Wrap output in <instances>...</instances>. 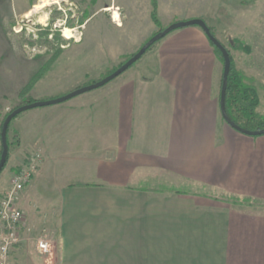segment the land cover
Listing matches in <instances>:
<instances>
[{
	"label": "crops",
	"instance_id": "obj_1",
	"mask_svg": "<svg viewBox=\"0 0 264 264\" xmlns=\"http://www.w3.org/2000/svg\"><path fill=\"white\" fill-rule=\"evenodd\" d=\"M192 17L202 15L183 19ZM4 28L0 15V50L8 47ZM152 60V69L120 74L96 102L45 106L21 130L20 144L45 156L21 196L22 230L34 215L33 178L53 161L60 138L66 161L88 171L60 185L67 204L79 200L72 216L113 224L88 226L97 230L95 247L80 259L50 247L52 264H264V204L253 205L264 203V134L222 118L223 64L199 26L159 39ZM62 225L63 218L49 224L56 235Z\"/></svg>",
	"mask_w": 264,
	"mask_h": 264
},
{
	"label": "rangeland",
	"instance_id": "obj_2",
	"mask_svg": "<svg viewBox=\"0 0 264 264\" xmlns=\"http://www.w3.org/2000/svg\"><path fill=\"white\" fill-rule=\"evenodd\" d=\"M38 1L0 0V15L5 22L8 44V47L0 50V123L6 113L26 103L27 99L53 98L101 79L134 53L151 34L193 13L202 15L218 40L228 48L235 66L251 78L259 98L256 112L264 114V0H57L32 10L26 16V11ZM109 6L118 7L119 20H113L112 10L107 8ZM153 8L158 23L151 17ZM65 27L70 29L72 38L64 35ZM235 39L249 45L250 52L241 49ZM156 42L120 74L152 69ZM40 67H44L45 71L21 96L20 89ZM120 74L100 87L57 104L64 105L76 100L96 102V98L103 97L110 90ZM23 78L24 82L21 83ZM44 107L22 111L10 122L7 131L10 143L8 159L0 172V198L11 187V174L22 164L29 151L40 150L41 163L45 158L39 147L24 148V144H20L21 130L31 129L35 121L33 118L36 116L39 121L38 117L42 116L35 115L36 112ZM77 129L76 133L81 137L80 126ZM65 143L66 140L60 138L54 143L60 148L54 150L53 161L43 168L41 175L33 178L29 199L34 215L27 220L29 228L21 230L20 240L11 252L13 264H52V251L51 254L42 253L37 249L39 237L50 240L51 250L59 245L71 261L80 259L95 247L90 242L96 241L97 230L88 226L101 223L111 227L113 224L107 217L99 222L89 218V221L82 223L79 212L72 216L77 211L74 209L79 207V200L67 204V196L60 185L68 179L79 180L88 171L86 166L75 167V163L66 161L68 152ZM179 187L186 188L187 184H180ZM25 188L18 199L24 218L26 214L20 200ZM255 203L253 205L258 207L264 204ZM83 215L90 216L86 212ZM36 216L42 217V225L38 224ZM56 218H63L57 235L49 226L51 220Z\"/></svg>",
	"mask_w": 264,
	"mask_h": 264
},
{
	"label": "water",
	"instance_id": "obj_3",
	"mask_svg": "<svg viewBox=\"0 0 264 264\" xmlns=\"http://www.w3.org/2000/svg\"><path fill=\"white\" fill-rule=\"evenodd\" d=\"M189 25H197L199 26L208 39L220 50L222 58H223V67H222V78H221V86H220V94H219V108L221 115L225 122L229 124L234 129L245 133L249 135H259L264 134V127L257 128V129H248L244 128L237 123H235L226 113L225 111V95H226V86H227V78L230 70V56L229 52L226 49V47L218 40V38L212 34L208 24L205 22V20L201 17H192L188 19H178L176 21H173L169 23L167 26L163 27L162 29L156 31L154 34H152L134 53H132L128 58H126L121 64H119L115 69H113L111 72H109L107 75L102 77L101 79L92 82L87 85L79 86L74 88L73 90L53 98L49 99H39V100H33L30 102H26L23 104H20L16 107H14L12 110H10L6 116L3 119V122L1 124L0 129V142H1V151H0V170L2 169L4 163L6 162L7 154H8V143L6 139V133H7V126L8 123L11 121L12 118H14L16 115L21 113L22 111H25L30 108L34 107H41V106H47L52 104H57L60 102H63L65 100H68L78 94H81L83 92L92 90L94 88L100 87L113 78H115L117 75L122 73L124 70H126L129 66H131L137 59H139L142 54L147 50V48L153 44L155 41L161 39L169 32L180 28L184 26Z\"/></svg>",
	"mask_w": 264,
	"mask_h": 264
},
{
	"label": "trees",
	"instance_id": "obj_4",
	"mask_svg": "<svg viewBox=\"0 0 264 264\" xmlns=\"http://www.w3.org/2000/svg\"><path fill=\"white\" fill-rule=\"evenodd\" d=\"M153 5L155 7V1H153ZM151 17L153 18V20L156 23H158L155 8H153L151 11ZM209 28H210L212 34H214L213 29L210 26H209ZM160 29H162V28H160ZM210 43L213 46V49L216 52L219 59L223 62V58H222L220 50L211 41H210ZM235 43H238V46L241 49H244L246 51V53L250 52L249 45L242 43L241 41H239L237 39H235ZM153 44H151L147 49H149ZM226 49L228 50V48H226ZM228 52H229V50H228ZM229 56H230V70H229V74H228V78H227V86H226L225 111H226L227 115L235 123H237L238 125H240L244 128H248V129L262 128V127H264V114H259L256 112V106L259 103L257 90H256L255 86L252 84L251 78L249 76H247L241 69H239L235 66L230 52H229ZM44 71H45V68L40 67L39 70L36 71L32 75L30 80L20 89L19 94L21 96H24L32 87L34 81L38 77H40L41 73H43ZM30 101H33V99H27L26 100V102H30ZM6 114L4 115V117L6 116ZM4 117H3V119H4ZM3 119L1 120V123H0V129H1V124L3 122ZM10 122L8 123L7 131L9 129ZM247 124H251V126H248ZM17 137H19V136H17ZM6 139H7V143H8V147H9L10 143L8 141L7 133H6ZM17 145H19V138L17 140ZM7 159H8V154H7L6 161H7ZM5 164H6V162L4 163L2 169L4 168ZM17 168L18 167H16L15 169H17ZM1 170H0V172H1ZM228 198H231L233 201H250L251 200L250 197L239 198L237 196H228Z\"/></svg>",
	"mask_w": 264,
	"mask_h": 264
},
{
	"label": "built area",
	"instance_id": "obj_5",
	"mask_svg": "<svg viewBox=\"0 0 264 264\" xmlns=\"http://www.w3.org/2000/svg\"><path fill=\"white\" fill-rule=\"evenodd\" d=\"M41 163L40 150L29 151L11 174V187L0 198V264H13L11 252L20 240L24 226L23 214L18 206L21 191L30 181ZM37 249L42 253L50 252V240L47 237L37 239Z\"/></svg>",
	"mask_w": 264,
	"mask_h": 264
},
{
	"label": "bare ground",
	"instance_id": "obj_6",
	"mask_svg": "<svg viewBox=\"0 0 264 264\" xmlns=\"http://www.w3.org/2000/svg\"><path fill=\"white\" fill-rule=\"evenodd\" d=\"M56 1H57V0H39L36 4L33 5V8H31V9L28 10V11H26L25 15L27 16L32 10L39 9V8H41V7H44V6H46V5H49L50 3H52V2L54 3V2H56ZM53 3H52V4H53ZM107 8H109V9L112 10V12H113V14H112L113 20H119L118 7H116V6H114V7L109 6V7H107ZM118 23H119V21H118ZM64 35L66 36V38L72 36V34H71L69 28L65 27V29H64ZM71 38H72V37H71Z\"/></svg>",
	"mask_w": 264,
	"mask_h": 264
}]
</instances>
